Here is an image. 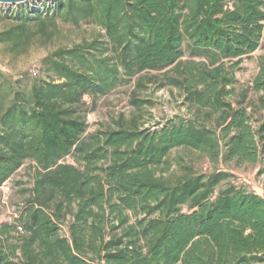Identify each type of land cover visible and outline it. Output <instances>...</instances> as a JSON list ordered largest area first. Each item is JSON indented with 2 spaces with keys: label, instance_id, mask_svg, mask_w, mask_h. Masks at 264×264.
Returning <instances> with one entry per match:
<instances>
[{
  "label": "trees",
  "instance_id": "1",
  "mask_svg": "<svg viewBox=\"0 0 264 264\" xmlns=\"http://www.w3.org/2000/svg\"><path fill=\"white\" fill-rule=\"evenodd\" d=\"M21 5L0 13L15 20L1 43L48 39L58 21L91 22L102 33L46 57L50 78L34 79L28 92L0 85V186L25 163L28 176L19 189L25 207L0 223V264H264L263 196L223 169L158 173L176 148L264 173V58L249 87L257 102L243 104L246 92L235 105L226 100L242 59L261 47L264 0ZM150 71L191 105L218 112L214 128L179 119L150 131L119 119L86 133L85 96L136 78L144 87L140 75ZM130 103L140 110L149 101L132 92Z\"/></svg>",
  "mask_w": 264,
  "mask_h": 264
},
{
  "label": "rangeland",
  "instance_id": "2",
  "mask_svg": "<svg viewBox=\"0 0 264 264\" xmlns=\"http://www.w3.org/2000/svg\"><path fill=\"white\" fill-rule=\"evenodd\" d=\"M52 0H36L35 3ZM30 3L25 6H30ZM22 6L21 4L4 5L0 4V13H9ZM15 20L10 18L0 19V32L13 25ZM99 33L100 29L91 22H80L78 25L57 22V28L53 35L42 38L39 35L32 37L25 47L14 48L10 43L0 42V85L1 90L17 88L28 92L31 82L34 79L47 80L50 73L47 70V62L44 59L49 57L59 48H71L73 45L84 41H91ZM264 58V35L261 47L250 56L242 59L241 69L236 73L237 82L233 86L231 95L226 97L232 105L246 92L243 104L256 103L258 94L250 87L251 81L258 70V61ZM144 87H137V78L126 84L118 85L111 92L95 97L94 99L85 96L84 117L87 124L86 133H93L104 130L107 127H116V122L128 124L135 119L141 129L159 131L169 121L179 119H191L198 124L208 128H214L218 112H210L208 109H198L185 99L183 91L171 84H168L162 73L156 71L146 72L140 75ZM135 92L136 97L149 101L143 104L140 110L130 103L131 94ZM8 102L7 97L4 103ZM253 106V105H252ZM258 116L254 114L253 120ZM168 166L159 169L158 173L163 177L170 178L185 174L186 168L190 173H209L215 169L229 171L234 183L243 184L248 190L254 191L264 197V173H259L260 165L242 164L235 161H223L213 159L207 152L186 148H176L169 152ZM62 161L73 162L71 156L65 157ZM27 163L15 172L7 181L0 186V223H12L25 207L26 194L19 192L20 187L27 185ZM222 183L221 186H225ZM61 235H65V227L60 229Z\"/></svg>",
  "mask_w": 264,
  "mask_h": 264
},
{
  "label": "water",
  "instance_id": "3",
  "mask_svg": "<svg viewBox=\"0 0 264 264\" xmlns=\"http://www.w3.org/2000/svg\"><path fill=\"white\" fill-rule=\"evenodd\" d=\"M31 0H0V4L4 5H14V4H22Z\"/></svg>",
  "mask_w": 264,
  "mask_h": 264
},
{
  "label": "built area",
  "instance_id": "4",
  "mask_svg": "<svg viewBox=\"0 0 264 264\" xmlns=\"http://www.w3.org/2000/svg\"><path fill=\"white\" fill-rule=\"evenodd\" d=\"M34 1H36V0H31L30 2H34ZM29 2V1H28Z\"/></svg>",
  "mask_w": 264,
  "mask_h": 264
}]
</instances>
